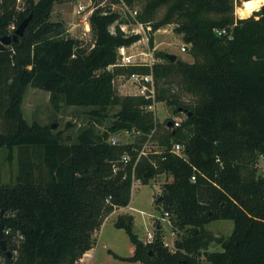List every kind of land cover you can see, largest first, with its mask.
Listing matches in <instances>:
<instances>
[{"label":"trees","instance_id":"16d2710c","mask_svg":"<svg viewBox=\"0 0 264 264\" xmlns=\"http://www.w3.org/2000/svg\"><path fill=\"white\" fill-rule=\"evenodd\" d=\"M63 1L21 0L19 9L17 0H0V37L12 35L30 14L23 33L0 48V147L9 154L14 147L36 149L48 175L34 177L27 156L20 155L15 181L0 183L2 237L10 251L0 249L4 264H78L105 216L128 204L131 164L149 134L157 151L137 159L134 176L141 183L161 173L171 177L160 195L173 215V230L182 234L173 250L158 234L143 242L133 215L120 213L114 225L125 230L134 251L126 257L110 253L144 264H264V175L257 173L258 157L264 158V0L246 17L235 16L234 0H122L133 8L139 4L135 19L150 23V47L153 31L173 23L192 57L171 60L156 51L162 62L150 65L116 64L118 48L141 37L120 28L132 21L126 13L123 19L94 3L92 40L84 44L50 18L53 5ZM133 71L152 73L153 99L117 94L114 77ZM174 81L191 102L174 91ZM29 84L48 90L53 104L88 105L112 122L98 135L86 126L75 141L64 143L50 125L23 116ZM154 101H163L174 115L183 112L179 125L168 126L172 118L156 122L147 107ZM119 130L132 131L134 139L111 144L108 135ZM174 143L181 144L180 154L171 150ZM124 151L131 160L117 162L113 172ZM215 218L232 219L233 229L221 249L205 250L202 260V228Z\"/></svg>","mask_w":264,"mask_h":264},{"label":"rangeland","instance_id":"374dc122","mask_svg":"<svg viewBox=\"0 0 264 264\" xmlns=\"http://www.w3.org/2000/svg\"><path fill=\"white\" fill-rule=\"evenodd\" d=\"M81 1L85 5L89 3V0ZM92 1L118 11L122 15L121 18L126 19L121 3L116 1L111 2V0ZM243 1L234 0V14L237 17H242L237 13V8ZM74 3L75 0L55 3L50 18L52 20L62 21L65 32L69 35L81 39L84 44L91 43L92 36L90 27L88 31L84 32L82 13L75 12ZM89 7L87 6L85 10ZM135 7L138 9L140 6L136 4ZM163 10V6L159 7L156 11V17H159ZM127 25L128 29L132 27V24ZM173 27V23H167L155 29L153 31V47L149 46L148 39L144 37V33L139 29L142 37L127 46L126 53L136 55L135 57L137 58L138 55H142V52L149 53L151 51L152 55H155L156 51H163L165 53H174L176 58L190 61L192 57L186 49L183 51L180 50L184 42L180 34L173 30ZM113 86L119 95L133 94L134 92V86L122 74L114 77ZM173 86L174 91L185 102H191L193 100V97L189 93L181 90L177 82L174 81ZM49 96L48 90L30 84L27 85L21 103L23 116L29 123L34 120L50 126L54 123V126H51L52 131L58 132L60 140L64 143L75 141L77 134L86 126L91 127L93 132L98 135L112 122V116L108 117L110 123H107L101 117L92 114L90 112L91 106L67 105L62 101L53 104L50 102ZM153 109L155 121L158 123H162L166 118L173 117H179L178 119L182 120L185 116L183 112L174 115L170 107L163 101L154 102ZM112 111L113 109L111 113ZM115 134L119 137L120 143L134 139L132 132L126 134L124 130H119ZM20 155L23 157L27 156V162L31 163V167L29 168L34 177L38 176L39 178L43 177L42 179H46L48 176L46 174V168L43 166L41 157L36 149L14 147L11 154H9V150L6 147H0V183H13L15 181V176L18 173V158ZM257 173L264 175V158L262 156H259L257 160ZM170 179L171 177L169 175L161 173L149 179L146 183L136 182L131 189L128 204L126 206L115 207L105 216L100 227L93 232L94 245L82 254L78 264H144L139 261L119 259L111 254L114 252L126 257L134 251V244L130 241L125 230L122 227L114 225V220L120 213H131L133 215L134 231L143 242L149 241V239L158 234L157 236L161 237L162 243L173 250L174 239L180 237L182 232L176 229L173 230V215L164 213L162 199L157 201L162 191L163 182ZM232 229L233 220L227 218L211 219L203 225V230L221 233L223 238L228 236ZM157 230L159 231L157 232ZM220 249V242L210 240L207 247L200 249L198 256L204 260L205 250L212 251ZM3 260L4 257L0 255V262H3Z\"/></svg>","mask_w":264,"mask_h":264},{"label":"built area","instance_id":"2783aa9c","mask_svg":"<svg viewBox=\"0 0 264 264\" xmlns=\"http://www.w3.org/2000/svg\"><path fill=\"white\" fill-rule=\"evenodd\" d=\"M117 2H119L123 5V8H124L123 13H126L128 16H130L132 18V21L120 23L119 24L120 28L126 33H139V31H140L139 29H141L142 32L144 33V37L147 38L148 37L147 32L149 30H151L150 23H142V22H139L135 19V15L138 12V9L136 7H134V8L129 7L122 0H118ZM93 3H94V1H92V0H89V3L86 5L83 4L81 0H75V3H74L75 12L76 13H82V18L84 20V28H85L84 32L89 30L88 29L89 28V14L91 13L93 8L95 7V5ZM87 6H90V7L87 10H85V8ZM16 7L19 9L21 8V0H17ZM127 24H132V27L130 29H128ZM10 27H12V26H10ZM217 32L218 33L224 32V29H222L221 31H217ZM126 47L127 46H120L118 48V58H117V62H116L117 65H129V64H149L150 65L154 62H162V58L157 57L155 55H152L151 51L149 53L148 52H142V55H138V57L136 58L135 57L136 55L126 53V51H125ZM185 49H186V44L183 43V45H181V47H180V50L183 51ZM133 57H135V58H133ZM123 76L134 86L133 94L142 95L146 98L147 97H150L152 99L154 98L155 82H154V78H153V75L151 72L145 73V72L133 71V72H130V73L125 74ZM154 102L149 104L147 107L150 109H153ZM178 118L179 117H173L172 118L171 124H173V126L179 125L181 120ZM124 132L127 134V133H131L132 131L124 130ZM108 140L111 144H118L119 143V137L115 133L110 134L108 137ZM127 142H130V141H127ZM151 145H152V147H151ZM171 150L174 151L175 153L180 154L181 153V144L180 143H174L171 147ZM156 151H157V147H155V145L152 144V141L150 139V134H149L147 136L146 140L141 144L140 148L136 151L135 158L131 164V189H132V186L136 182H140V180L134 176V165H135L137 159L141 155H146L149 152H156ZM131 158H132L131 154L128 151H124L123 153H121L120 157L112 163V171L115 172L117 170V168H118V165L116 164L117 162H120L124 165V164H127L131 160ZM191 179H194V176H191ZM108 199H109V197L106 200H108ZM164 213L167 214V211H165ZM8 231H9V229H4L5 233H7ZM19 237H21V235H19ZM151 239H149V240H151ZM15 240H16V237H15ZM12 253L15 254L16 250H13ZM0 264H4V261L0 262Z\"/></svg>","mask_w":264,"mask_h":264},{"label":"water","instance_id":"95a60500","mask_svg":"<svg viewBox=\"0 0 264 264\" xmlns=\"http://www.w3.org/2000/svg\"><path fill=\"white\" fill-rule=\"evenodd\" d=\"M251 14V13H250ZM249 14V15H250ZM248 16V15H247ZM246 17V16H244ZM30 18V14L28 16H26L14 29V32L12 33V35L7 34V35H3L2 37H0V48H4L6 47L11 41H15L18 35H21L23 33V29L25 28L28 20ZM166 57L170 58L171 60H174L176 58L174 53H165ZM107 123H110L109 118L106 119ZM167 125L170 126L171 125V121L168 120L167 121ZM51 126H54V123L51 124ZM162 196L159 195L157 201L161 200ZM3 213V209L0 210V216ZM195 232L197 231V229H194ZM203 230V228H202ZM2 231H3V223L0 221V249L4 250L5 253L7 255L10 254V251L8 249H6V244H5V239L2 237ZM204 231V238H203V247H207L210 240L215 241V242H221L223 239V235L221 233H216V232H210L207 230H203Z\"/></svg>","mask_w":264,"mask_h":264},{"label":"bare ground","instance_id":"6f19581e","mask_svg":"<svg viewBox=\"0 0 264 264\" xmlns=\"http://www.w3.org/2000/svg\"><path fill=\"white\" fill-rule=\"evenodd\" d=\"M260 0H244L243 3L237 8V13L244 17L250 14L253 7H249L250 3L257 4Z\"/></svg>","mask_w":264,"mask_h":264},{"label":"crops","instance_id":"0c3cea01","mask_svg":"<svg viewBox=\"0 0 264 264\" xmlns=\"http://www.w3.org/2000/svg\"><path fill=\"white\" fill-rule=\"evenodd\" d=\"M262 2H263V0H260V1H259V2L256 4V6H255V7H253V9H256V8H258V7H259V5H260ZM257 6H258V7H257ZM253 9H252V10H253ZM252 10H251V11H252ZM132 187H133V186H132ZM120 207H121V206H120Z\"/></svg>","mask_w":264,"mask_h":264},{"label":"clouds","instance_id":"9594fccd","mask_svg":"<svg viewBox=\"0 0 264 264\" xmlns=\"http://www.w3.org/2000/svg\"><path fill=\"white\" fill-rule=\"evenodd\" d=\"M255 6H256L255 3H250V4H249V7H255Z\"/></svg>","mask_w":264,"mask_h":264}]
</instances>
